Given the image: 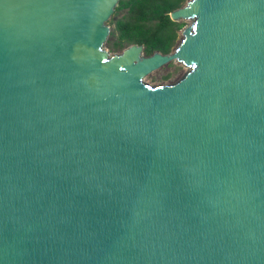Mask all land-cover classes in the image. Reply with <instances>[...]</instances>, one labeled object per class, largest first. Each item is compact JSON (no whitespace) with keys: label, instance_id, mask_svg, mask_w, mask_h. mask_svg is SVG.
<instances>
[{"label":"water","instance_id":"water-1","mask_svg":"<svg viewBox=\"0 0 264 264\" xmlns=\"http://www.w3.org/2000/svg\"><path fill=\"white\" fill-rule=\"evenodd\" d=\"M118 1L0 0V264H264V0L145 56L103 48Z\"/></svg>","mask_w":264,"mask_h":264},{"label":"trees","instance_id":"trees-1","mask_svg":"<svg viewBox=\"0 0 264 264\" xmlns=\"http://www.w3.org/2000/svg\"><path fill=\"white\" fill-rule=\"evenodd\" d=\"M186 1L119 0L114 10L127 8V14L115 22L114 28L119 35L117 43H111V47L123 50L131 44H141L145 55L155 51L172 52L177 46L178 31L184 24L171 20L169 13Z\"/></svg>","mask_w":264,"mask_h":264},{"label":"rangeland","instance_id":"rangeland-1","mask_svg":"<svg viewBox=\"0 0 264 264\" xmlns=\"http://www.w3.org/2000/svg\"><path fill=\"white\" fill-rule=\"evenodd\" d=\"M127 14V8L114 10L109 19L107 20V24L109 26V35L107 41L104 43L103 48L110 54L121 53L122 50L120 48L113 49L111 47V43H117L119 32L115 30V22L118 19L125 18ZM179 22H183V27L191 24V20L182 19ZM183 38L182 29L178 31V41L177 45ZM175 49V48H174ZM142 55L145 56V53L142 52ZM189 70L187 66H185L182 62L174 60L170 61L159 68L151 71L147 75L143 77V82L149 86H157V85H168L178 81L182 78L186 72Z\"/></svg>","mask_w":264,"mask_h":264}]
</instances>
